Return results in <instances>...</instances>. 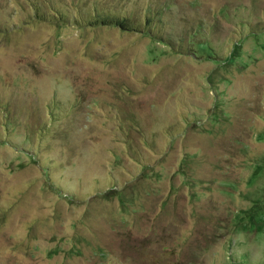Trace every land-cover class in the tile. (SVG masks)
I'll return each mask as SVG.
<instances>
[{
    "label": "rangeland",
    "instance_id": "rangeland-1",
    "mask_svg": "<svg viewBox=\"0 0 264 264\" xmlns=\"http://www.w3.org/2000/svg\"><path fill=\"white\" fill-rule=\"evenodd\" d=\"M0 264H264V0H0Z\"/></svg>",
    "mask_w": 264,
    "mask_h": 264
},
{
    "label": "trees",
    "instance_id": "trees-1",
    "mask_svg": "<svg viewBox=\"0 0 264 264\" xmlns=\"http://www.w3.org/2000/svg\"><path fill=\"white\" fill-rule=\"evenodd\" d=\"M96 7V6H95ZM97 8V7H96ZM62 13V12H60ZM40 16V15H39ZM151 16H155V15H148L147 16V22H145V24H143V26H138L136 23V19L135 18H131L128 19L127 16L124 15H119L116 12H104V14L102 15V12H99L96 10L95 16H94V20L96 25H113L115 27H118L119 29L123 30V31H137V32H144V33H148V34H153V23H152V18ZM63 17L66 21L67 16L63 14ZM69 20V19H68ZM148 25V28L145 30V26ZM191 47V46H190ZM52 115V113H51Z\"/></svg>",
    "mask_w": 264,
    "mask_h": 264
}]
</instances>
